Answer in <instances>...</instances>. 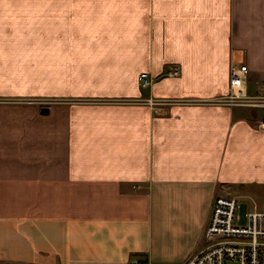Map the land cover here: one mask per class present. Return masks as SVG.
I'll use <instances>...</instances> for the list:
<instances>
[{"label":"crops","instance_id":"1","mask_svg":"<svg viewBox=\"0 0 264 264\" xmlns=\"http://www.w3.org/2000/svg\"><path fill=\"white\" fill-rule=\"evenodd\" d=\"M240 63L257 93L264 0H0V264L201 251L217 196L264 189V107L211 102Z\"/></svg>","mask_w":264,"mask_h":264},{"label":"built area","instance_id":"2","mask_svg":"<svg viewBox=\"0 0 264 264\" xmlns=\"http://www.w3.org/2000/svg\"><path fill=\"white\" fill-rule=\"evenodd\" d=\"M248 65L231 67L230 92L214 99V103L264 107V84L260 91L250 94L246 90ZM167 75L178 76L179 65H171ZM154 78L148 72L141 74V84L149 86ZM156 104V98L147 100ZM168 102V100L163 101ZM264 127V121L262 123ZM242 201L238 196L219 195L214 200L209 225L206 230V246L182 264H226L227 259H237L240 264H264V212L250 210L242 221L239 213ZM129 264H142L131 261Z\"/></svg>","mask_w":264,"mask_h":264},{"label":"rangeland","instance_id":"3","mask_svg":"<svg viewBox=\"0 0 264 264\" xmlns=\"http://www.w3.org/2000/svg\"><path fill=\"white\" fill-rule=\"evenodd\" d=\"M167 69L164 72V75H167V73H166ZM167 76H170V75H167ZM151 77H153V76L151 75ZM170 77H173V76H170ZM166 100H168V99L156 98L157 103L154 105L158 106V105L165 104L167 102H163V101H166ZM14 102H17L19 104L36 103V104H39V105L46 107V106H49L53 103H59L62 101L61 100H55V99L52 100V99H41V98H22V99L14 100ZM36 104H34V105H36ZM151 105H153V104H151ZM241 106H244V105H241ZM249 107H253V106H249ZM250 210L264 211V189H262L260 191V193L250 194L249 196L245 197L242 200V204H241L239 213L241 214L243 222L245 221V214ZM226 264H240V261L237 259H227Z\"/></svg>","mask_w":264,"mask_h":264},{"label":"water","instance_id":"4","mask_svg":"<svg viewBox=\"0 0 264 264\" xmlns=\"http://www.w3.org/2000/svg\"><path fill=\"white\" fill-rule=\"evenodd\" d=\"M42 110H43L44 113H47L49 111V108L48 107H44Z\"/></svg>","mask_w":264,"mask_h":264}]
</instances>
